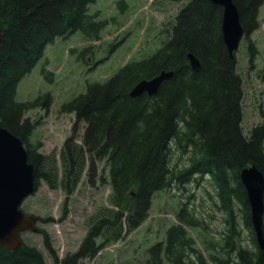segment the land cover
<instances>
[{"label": "trees", "instance_id": "trees-1", "mask_svg": "<svg viewBox=\"0 0 264 264\" xmlns=\"http://www.w3.org/2000/svg\"><path fill=\"white\" fill-rule=\"evenodd\" d=\"M264 0H233L244 38L257 28L258 9ZM95 0H0V125L19 137L27 160L34 166L36 186L43 179L52 189L63 188L69 197L83 175L92 182L96 161L106 160L109 206L99 207L88 219L86 234L77 250L59 259L44 231L43 244L54 264H79L94 257L102 244L123 239L148 217L153 196L194 176L208 175L227 218L226 232L216 245L203 240L205 256L184 226L196 227L185 204L164 238L147 249L143 264H264V252L255 243L250 206L240 181V171L254 165L264 174V124L247 135L241 127L242 82L236 61L229 57L221 34L222 7L210 0H187L177 11L154 53L130 61L107 80L86 85L61 107L74 113L72 129L59 156L44 155L39 144L27 138L33 125L24 115L46 105V93L29 101H16L19 81L56 38L80 32L97 38L103 28L97 15L88 13ZM251 47L249 46V50ZM200 62L194 71L187 58ZM253 54L250 53V56ZM173 71L157 92L132 98L133 86L160 71ZM174 149L187 153L188 165L176 168ZM58 175L61 179H58ZM248 227L255 250L240 244L236 210ZM38 220H41L37 217ZM0 264H47L34 246L22 242L9 250L0 245Z\"/></svg>", "mask_w": 264, "mask_h": 264}, {"label": "rangeland", "instance_id": "rangeland-1", "mask_svg": "<svg viewBox=\"0 0 264 264\" xmlns=\"http://www.w3.org/2000/svg\"><path fill=\"white\" fill-rule=\"evenodd\" d=\"M186 2L95 0L90 4L88 13H95L96 20L103 26L98 37L87 39L75 32L65 38H56L45 46L41 58L16 87V101L49 95L46 105L37 106L24 115L33 125L28 143L39 144V152L53 154L57 159L68 136L77 135L80 142L78 137L84 124H80L79 129H72L75 115L63 112L62 105L83 92L87 84L101 83L126 63L154 53L167 37L164 31L169 29L168 24ZM257 21V28L248 39L241 40L235 53L236 73L242 82L241 126L245 135L254 126L264 124V1L258 9ZM172 160L176 168L183 169L188 165L187 153L181 150L174 149ZM96 167L92 182L87 181L84 174L69 197L62 187L52 189L43 179H38L35 192L21 205L24 212L41 219L36 227L48 235L58 258L77 250L86 234L88 219L99 207L109 206L106 160H97ZM58 179H61L60 175ZM184 204L197 221L196 227H184L207 256L204 246L209 245L203 246L202 241L213 245L221 243L227 228V216L219 208L216 190L208 175L194 176L183 185L156 193L151 199L147 219L138 228L116 242L101 243L99 238L95 239L102 246L94 257H85L79 264H143L148 258L147 249L162 240L170 226L180 224L176 214ZM235 213L241 246L255 250L250 229L243 225L240 213L237 210ZM38 231H26L21 234V239L37 248L47 264H54L44 247L43 235Z\"/></svg>", "mask_w": 264, "mask_h": 264}, {"label": "water", "instance_id": "water-1", "mask_svg": "<svg viewBox=\"0 0 264 264\" xmlns=\"http://www.w3.org/2000/svg\"><path fill=\"white\" fill-rule=\"evenodd\" d=\"M222 7L221 34L229 57L233 58L243 35L239 14L233 0H210ZM2 35L0 33V41ZM190 67L198 72L199 60L188 53ZM173 76V71H160L157 75L142 79L129 92L132 98L146 94L153 96L159 86ZM250 206L251 223L259 248L264 252V174L254 165L239 173ZM33 164L27 160L22 140L0 125V245L13 250L21 245L20 234L37 232V218L21 210L22 202L36 190Z\"/></svg>", "mask_w": 264, "mask_h": 264}, {"label": "bare ground", "instance_id": "bare-ground-1", "mask_svg": "<svg viewBox=\"0 0 264 264\" xmlns=\"http://www.w3.org/2000/svg\"><path fill=\"white\" fill-rule=\"evenodd\" d=\"M227 48V47H226Z\"/></svg>", "mask_w": 264, "mask_h": 264}]
</instances>
